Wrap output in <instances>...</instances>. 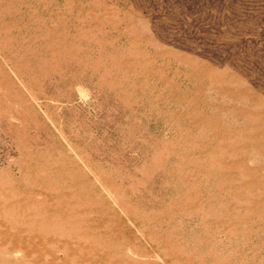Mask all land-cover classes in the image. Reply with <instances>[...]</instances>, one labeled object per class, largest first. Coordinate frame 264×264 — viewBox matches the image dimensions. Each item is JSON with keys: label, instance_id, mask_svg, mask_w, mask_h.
Here are the masks:
<instances>
[{"label": "rangeland", "instance_id": "1", "mask_svg": "<svg viewBox=\"0 0 264 264\" xmlns=\"http://www.w3.org/2000/svg\"><path fill=\"white\" fill-rule=\"evenodd\" d=\"M262 19L264 0H0V212L91 222L75 238L111 243L109 264H264V187L236 203L222 166L255 139L240 152L264 180ZM4 231L0 253L51 261Z\"/></svg>", "mask_w": 264, "mask_h": 264}, {"label": "bare ground", "instance_id": "2", "mask_svg": "<svg viewBox=\"0 0 264 264\" xmlns=\"http://www.w3.org/2000/svg\"><path fill=\"white\" fill-rule=\"evenodd\" d=\"M155 1V0H154ZM167 1V0H166ZM185 3V2H184ZM164 4V3H163ZM216 4V3H215ZM88 7V6H87ZM166 7V6H165ZM186 7V6H185ZM184 7V8H185ZM150 8V7H149ZM186 9V8H185ZM137 10V9H136ZM227 10V9H226ZM185 11V10H184ZM147 12V11H146ZM206 13V12H205ZM145 15V14H144ZM152 15V14H151ZM238 15V14H237ZM141 16V15H140ZM157 16V15H156ZM182 16V15H181ZM184 16V15H183ZM189 16V15H188ZM151 17V16H150ZM181 18V17H180ZM189 18V17H188ZM89 19V18H88ZM148 19V18H147ZM152 19V18H151ZM190 20V19H189ZM150 21V20H149ZM180 21V20H179ZM263 21V19H262ZM186 22V21H185ZM184 22V24H185ZM188 22V21H187ZM264 22V21H263ZM150 23V22H149ZM79 24V23H78ZM95 24V23H94ZM239 25V24H238ZM260 25V24H259ZM253 26V24H252ZM228 29V28H227ZM184 30V28H183ZM207 31V30H206ZM115 33V32H114ZM118 33V32H117ZM204 33V32H203ZM186 34V33H185ZM187 38V37H186ZM196 39V38H195ZM139 40V39H138ZM198 46V45H197ZM196 47V45H195ZM201 48V47H199ZM231 50V49H230ZM195 55V54H194ZM248 55V54H247ZM178 57V56H177ZM198 58V56H197ZM200 58V57H199ZM205 58V57H204ZM183 59V58H182ZM194 60V59H193ZM201 60V58H200ZM165 61V60H164ZM196 61V60H195ZM210 61V60H209ZM198 62V61H197ZM206 63V62H205ZM205 65V64H204ZM211 65V63H210ZM214 65V64H213ZM226 65V64H225ZM231 65V64H230ZM203 67V66H202ZM213 67V66H212ZM185 68V67H184ZM191 69V68H190ZM199 69V68H198ZM229 70V69H228ZM204 72V71H203ZM237 76V74H236ZM224 77V76H222ZM207 78V77H206ZM205 78V79H206ZM203 79V78H202ZM204 79V80H205ZM234 80H237V78H233ZM201 80V78H200ZM207 81V80H206ZM205 81V83H206ZM211 81V80H210ZM209 82V81H208ZM216 82V81H215ZM228 82V81H226ZM202 83V81H201ZM214 84V83H213ZM222 84V83H221ZM220 84V85H221ZM228 86V85H227ZM238 86V85H237ZM259 86V85H257ZM217 87V86H216ZM256 88V87H255ZM196 89V88H195ZM234 89V88H233ZM205 90V89H204ZM216 91H219V93L221 94H226L228 96H232L236 101L240 100L244 97V94H246V91H241L242 93H236V94H232V91L230 89L224 88V87H217ZM209 92V91H208ZM261 92V91H260ZM263 92V91H262ZM201 95V94H200ZM227 97V96H226ZM250 98V97H249ZM260 98V97H259ZM259 98H255L253 99V103H260ZM239 106V105H238ZM241 107V106H240ZM243 107V106H242ZM240 109V108H239ZM263 110V109H262ZM264 111V110H263ZM253 113V111H252ZM247 111L246 110H240V115L242 116H246ZM249 114V113H248ZM237 115V114H236ZM203 117V116H202ZM211 117V116H210ZM259 120V119H257ZM256 121V120H255ZM217 124V123H216ZM218 128V127H217ZM243 128V127H242ZM255 130V129H254ZM239 133V132H238ZM256 135V134H255ZM156 137V136H155ZM254 137V136H253ZM231 141V140H230ZM242 142V141H241ZM197 143V142H196ZM208 143V142H207ZM223 143V142H222ZM227 143V142H226ZM253 147L255 150H261L262 149V145L260 143H258L257 141L252 140V139H248L246 140V142H244V144L239 148H235V146L231 147V153L230 156H228L229 158H231V160H226L222 163V166L227 167L230 171H232V173H230V177L229 179L232 180V182L234 184H236V186L239 189V192H233L230 191V189H226L225 191L231 195V197L233 198V200L236 203H249L248 200H244V193H246V191H249L251 189L257 188L259 186H263L264 187V180L262 179V177H258V169L255 168L253 169L252 167L249 166L248 163V155L247 154H242L240 152V149H243L245 147ZM226 149V148H225ZM246 150V149H245ZM248 150V149H247ZM224 151V150H223ZM228 152V151H226ZM141 156V155H140ZM143 157V156H142ZM213 157V156H212ZM216 157H218L216 155ZM215 157V158H216ZM144 158V157H143ZM145 159V158H144ZM179 161V160H178ZM180 164V163H179ZM190 165V164H189ZM263 173V171H262ZM173 177V176H172ZM239 178H244L243 181H239ZM153 186V185H152ZM158 191V190H157ZM148 192V191H147ZM227 202V201H226ZM4 203V208L3 210L0 212V217H9V220L7 222H2L0 223V235H6L4 233H2L4 230L5 233L11 232L10 230H14V232L21 234L22 230L24 229H29L31 232H33V235H37L41 238V243L45 244V247H47L48 249V255L51 256V261H39L38 259L36 260V262H32L31 264H58V254L59 253H63L62 259V263L60 264H83V260L85 259H89L90 262L93 263H97L98 261L101 262L102 264H109L108 261V257L110 256V254L114 253L117 254L119 250L114 249V247L112 246L111 243L106 242L103 243L102 247H95L93 248L92 252L89 250H84V242H82V240L79 238H75L77 237V235L79 234V232L81 230H85L88 229L93 231V228L91 226V222H85V223H78L75 224L73 227L70 228H60L58 225H56L54 222H52L54 216H56V212H50L48 210V207H43L40 205H36V204H23V203H16L11 201L9 198L3 201ZM250 204V203H249ZM98 205V204H97ZM251 205V204H250ZM93 206V205H92ZM91 206V207H92ZM71 212V211H70ZM248 214V213H247ZM104 215V214H103ZM72 214L68 213L67 216L62 217V222L64 223V225H67L66 223L68 221H70L72 218ZM238 217V216H237ZM84 218V217H82ZM234 218V217H233ZM97 219V218H96ZM119 219V218H118ZM3 221V220H2ZM61 222V223H62ZM78 222V221H77ZM76 222V223H77ZM115 222V221H114ZM60 224V222H58ZM118 223V222H117ZM95 224V223H94ZM114 224V223H113ZM117 225V224H116ZM66 227V226H65ZM130 227V226H129ZM237 227V226H236ZM111 228V227H109ZM123 228V227H122ZM121 229V228H120ZM2 230V231H1ZM40 230H44V232L42 233ZM94 230H96V228H94ZM98 231V230H96ZM51 233H54V236L50 235ZM213 233V232H212ZM9 234V233H8ZM145 234V233H144ZM84 235V234H82ZM97 235V234H95ZM152 235V234H150ZM160 235V234H159ZM79 236V235H78ZM94 236V235H93ZM92 236V237H93ZM158 236V235H157ZM91 237V238H92ZM144 237V236H143ZM151 237V236H150ZM153 237V236H152ZM151 237V238H152ZM22 240L23 237H21ZM20 238V239H21ZM170 238V237H169ZM124 239V238H123ZM153 239V238H152ZM162 239V238H161ZM165 239V238H163ZM26 241H28V245H30V247H32V249H35L38 244H37V240L34 237H27L25 239ZM64 241L63 246L59 249H56L53 245V243H59L61 241ZM125 240V239H124ZM149 241V240H148ZM73 242V243H72ZM100 241H98L99 243ZM255 242V241H254ZM87 243V241H86ZM95 244V243H94ZM93 244V245H94ZM162 244V243H161ZM160 244V245H161ZM166 244V243H165ZM169 244V243H168ZM27 245V243L25 244V246ZM27 245V246H28ZM88 245V244H87ZM98 245V244H96ZM100 245V244H99ZM98 245V246H99ZM167 245V244H166ZM53 246V247H52ZM23 243H17L15 245H5V246H1V249L5 252V254L0 253V264H27L23 262H20V259L15 258L12 253L16 252V251H21L24 250V252L27 251V249L23 248ZM176 247V246H175ZM139 248V247H138ZM174 248V247H173ZM13 249V250H12ZM89 249V248H88ZM143 249V248H142ZM167 250V249H165ZM84 251H88L91 252V255L88 256V258H86L87 256V252L84 253ZM143 251V250H142ZM141 251V252H142ZM163 252V251H162ZM121 253V252H120ZM143 253V252H142ZM142 255V254H141ZM152 255V254H151ZM161 255V254H160ZM193 255V254H191ZM113 256V254H112ZM126 256V255H125ZM153 256V255H152ZM173 256V255H172ZM49 257V256H48ZM120 257V256H119ZM129 257V256H128ZM171 257V256H170ZM172 258V257H171ZM186 258V257H185ZM190 258V257H189ZM115 259V258H113ZM118 259V258H116ZM147 259V258H146ZM145 259V260H146ZM148 260V259H147ZM216 260H218L216 258ZM60 261V260H59ZM136 261V260H133ZM138 261V260H137ZM123 262V261H121ZM120 262V264H121ZM150 262V261H149ZM193 262V261H192ZM100 263V264H101ZM187 263V262H186ZM214 263V261H213ZM216 263V262H215ZM214 263V264H215ZM88 264V263H87ZM91 264V263H90ZM130 264V262H129ZM143 264V263H142ZM149 264V263H148ZM202 264V263H201Z\"/></svg>", "mask_w": 264, "mask_h": 264}]
</instances>
